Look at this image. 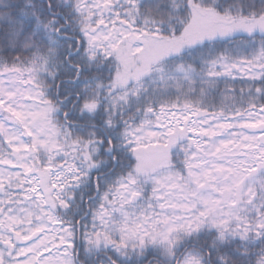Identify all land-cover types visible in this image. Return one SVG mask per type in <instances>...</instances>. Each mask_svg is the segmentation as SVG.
I'll return each mask as SVG.
<instances>
[{"label": "snow or ice", "instance_id": "6c2138e0", "mask_svg": "<svg viewBox=\"0 0 264 264\" xmlns=\"http://www.w3.org/2000/svg\"><path fill=\"white\" fill-rule=\"evenodd\" d=\"M0 264H264V0H0Z\"/></svg>", "mask_w": 264, "mask_h": 264}]
</instances>
